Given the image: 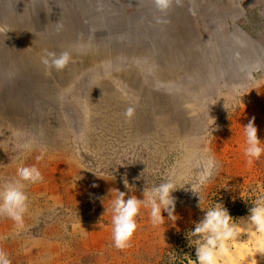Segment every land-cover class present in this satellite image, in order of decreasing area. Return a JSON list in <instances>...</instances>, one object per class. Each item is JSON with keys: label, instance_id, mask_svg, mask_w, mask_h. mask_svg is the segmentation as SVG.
<instances>
[{"label": "rangeland", "instance_id": "1", "mask_svg": "<svg viewBox=\"0 0 264 264\" xmlns=\"http://www.w3.org/2000/svg\"><path fill=\"white\" fill-rule=\"evenodd\" d=\"M45 43L102 57L57 72L42 63ZM253 118L264 142V0H182L166 16L152 0H0V182L17 176V157L44 177L27 189L23 230L0 218V248L12 264L195 261L186 237L204 211L188 161L210 148L221 167L202 206L248 215L264 191V155L249 167L243 151ZM171 171L175 219L163 212L154 227L142 208L132 246L115 248L118 191L144 199Z\"/></svg>", "mask_w": 264, "mask_h": 264}, {"label": "clouds", "instance_id": "2", "mask_svg": "<svg viewBox=\"0 0 264 264\" xmlns=\"http://www.w3.org/2000/svg\"><path fill=\"white\" fill-rule=\"evenodd\" d=\"M155 8L164 16L172 8L173 4L180 5L182 0H152ZM158 23H166L162 17ZM72 55L68 51L57 55L55 52L46 53L42 63L57 72L64 71L70 64ZM127 107L123 113L126 121H131L136 115V108ZM238 105L234 103L235 109ZM226 107V105H225ZM227 108V107H226ZM228 109V108H227ZM211 117V116H210ZM212 118V117H211ZM215 119H209V125H215ZM254 118L244 126L245 147L244 156L250 167L254 161L260 160L264 155V142L257 135ZM22 149H29L27 144L20 145ZM43 154L37 157V161L43 160ZM20 161L17 167V176L0 182V218L11 219L18 230L25 227L24 218L30 211L31 200L27 189L31 185L44 181L42 172L36 166H24V158L17 157ZM189 166L195 168L194 178L187 183L191 185V192L199 197L198 207L204 211L202 219L195 223L194 230L187 233L189 247L195 246V262L189 264H235L234 249L240 241L242 234L247 229L249 240L256 239V250L264 255V191L259 192L252 201L249 215L245 221V227L234 220L228 210L221 204L215 203L210 207H203V191L218 174L221 167L210 148H205L202 153L195 154L188 161ZM143 174V173H142ZM124 184L129 187L125 178ZM177 187L176 173L169 172L164 182L148 187V182L143 191L144 199L136 196L125 198V192L118 191V195L111 201V225L114 247L125 250L132 246L133 238L139 229L137 217L142 213V208L149 210L150 222L154 227L163 225L166 221L163 212L168 213V220L175 219V198L172 193ZM206 209V211H205ZM108 211V208H107ZM5 237H0V240ZM0 264H12L9 254L0 248ZM252 264H256L255 260Z\"/></svg>", "mask_w": 264, "mask_h": 264}, {"label": "bare ground", "instance_id": "3", "mask_svg": "<svg viewBox=\"0 0 264 264\" xmlns=\"http://www.w3.org/2000/svg\"><path fill=\"white\" fill-rule=\"evenodd\" d=\"M55 4V3H54ZM81 5V4H80ZM45 7V6H44ZM53 9V8H52ZM96 22L95 18L92 22ZM62 24V23H61ZM92 25V24H91ZM40 40V39H39ZM65 40L68 42L69 40L71 42L74 41V39L72 40L71 38H65ZM65 41V45L67 44V42ZM63 45V44H62ZM37 50H40L41 52H43L44 56L46 55V53L48 52H56V48H52L51 44H40V45H36ZM65 51H68L71 53L72 57L75 58H79L84 60L86 63H84L85 65L92 63V62H96L97 60L100 59V57H102V54H94L92 52H90L89 54L85 55L82 52H78L79 50L75 49V48H71V47H67L65 48ZM155 55V54H154ZM153 55V57H154ZM35 58V57H34ZM137 60V59H136ZM138 62V61H137ZM81 64V63H80ZM96 65V64H95ZM101 71V70H100ZM70 73V72H69ZM168 73V72H167ZM161 76V78H166V77H170L166 75V73L161 72L159 74ZM41 76V75H40ZM172 76V73H171ZM127 77V75H126ZM175 78V77H174ZM130 79V78H129ZM66 80V79H65ZM42 81V80H41ZM140 82V81H139ZM96 83V82H95ZM174 83V82H172ZM98 85V84H97ZM102 85V84H101ZM164 85V84H163ZM174 86V85H173ZM101 88V87H100ZM43 89V88H42ZM176 89V88H175ZM174 93V92H173ZM185 114V113H184ZM249 215V214H248ZM248 215H244V216H240L237 222H240L242 227H245V221ZM247 233V229L245 228V233L242 234L240 241L237 243L236 248L234 249V261L235 264H252V261L255 260L256 264H264V255H262L261 253H259L256 250V239L253 238L251 240H249ZM195 262V261H192Z\"/></svg>", "mask_w": 264, "mask_h": 264}]
</instances>
